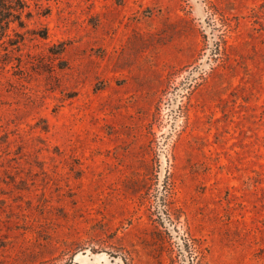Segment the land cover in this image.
<instances>
[{
    "label": "rangeland",
    "instance_id": "obj_1",
    "mask_svg": "<svg viewBox=\"0 0 264 264\" xmlns=\"http://www.w3.org/2000/svg\"><path fill=\"white\" fill-rule=\"evenodd\" d=\"M28 4L0 264H264V0Z\"/></svg>",
    "mask_w": 264,
    "mask_h": 264
},
{
    "label": "trees",
    "instance_id": "obj_2",
    "mask_svg": "<svg viewBox=\"0 0 264 264\" xmlns=\"http://www.w3.org/2000/svg\"><path fill=\"white\" fill-rule=\"evenodd\" d=\"M28 6V0H0V45L8 41L10 45L20 46V38L12 36L10 27L14 21H18L21 26H24L22 15ZM15 35L20 36V33L15 31ZM7 48L5 47V49Z\"/></svg>",
    "mask_w": 264,
    "mask_h": 264
}]
</instances>
